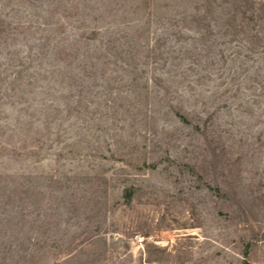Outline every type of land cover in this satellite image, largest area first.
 <instances>
[{
	"label": "rangeland",
	"instance_id": "374dc122",
	"mask_svg": "<svg viewBox=\"0 0 264 264\" xmlns=\"http://www.w3.org/2000/svg\"><path fill=\"white\" fill-rule=\"evenodd\" d=\"M204 8L0 0V264H264V56Z\"/></svg>",
	"mask_w": 264,
	"mask_h": 264
},
{
	"label": "trees",
	"instance_id": "16d2710c",
	"mask_svg": "<svg viewBox=\"0 0 264 264\" xmlns=\"http://www.w3.org/2000/svg\"><path fill=\"white\" fill-rule=\"evenodd\" d=\"M205 8L196 11L193 15L192 21H206V19H212L214 23L213 27L219 29L224 28L225 33L232 32L235 36L244 35V39L246 41V49L250 52H254L255 50H261V54L264 56V0H203ZM210 28V25H207L206 29ZM232 30V31H231ZM234 30V31H233ZM95 34V31L92 33ZM111 49V48H110ZM64 55L72 56L69 51L63 50ZM78 52V51H77ZM77 52H74V57L77 58ZM62 54V53H61ZM81 61L80 67L87 66V60ZM264 59V58H263ZM13 64V62L11 63ZM28 63L24 62V65L18 63L15 71H13L14 80L11 84H15L16 81L20 80L26 82V86H30L31 83L30 78L31 75H28V68L26 67ZM18 70V71H17ZM29 78V79H28ZM175 116L179 119V121L185 125H191L192 121L185 116L180 111H175ZM195 129L199 130V126H193ZM155 168V165H152ZM188 170L191 173H195V170L188 166ZM213 191L218 195L222 196V192L220 188H213ZM136 189L134 186L125 187L122 191V199L124 203L129 205L133 197L135 195ZM249 248L250 245L247 244L245 248V252L243 253L244 260L242 264H251L249 261Z\"/></svg>",
	"mask_w": 264,
	"mask_h": 264
}]
</instances>
